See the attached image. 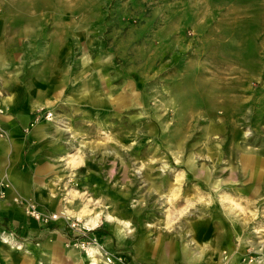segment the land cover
<instances>
[{"label": "rangeland", "instance_id": "rangeland-1", "mask_svg": "<svg viewBox=\"0 0 264 264\" xmlns=\"http://www.w3.org/2000/svg\"><path fill=\"white\" fill-rule=\"evenodd\" d=\"M66 24L88 45L66 47L58 63L52 46L69 36ZM0 25L4 45L19 43L24 57L4 75L59 95L34 124L53 113L59 152L83 157L90 178L83 208L113 215L99 225L116 241L144 240L159 264L182 248L184 264H224L225 254L264 264V0H0ZM43 67L52 78L36 81ZM199 219L211 220V244L191 231ZM59 220L74 231L66 248L91 264L77 230ZM96 229L114 264H135ZM1 241L15 243L16 232ZM188 254L201 257L189 263Z\"/></svg>", "mask_w": 264, "mask_h": 264}, {"label": "crops", "instance_id": "crops-1", "mask_svg": "<svg viewBox=\"0 0 264 264\" xmlns=\"http://www.w3.org/2000/svg\"><path fill=\"white\" fill-rule=\"evenodd\" d=\"M5 27L0 25V79L4 81L1 101L6 109L5 113L0 114V129L5 131V136L0 137V181L7 183L8 187H0V192L6 194L4 198L0 196V264H85L82 256L78 257L75 251L66 248L74 231L64 220L44 226L25 212V203L31 199L45 211L66 210L71 216H78L83 207L91 208L93 188L88 174L84 176L83 172L80 173L83 157H80L78 166L71 168L67 164V156L59 152L56 137L52 134L53 124L44 119L34 124L38 107L54 105L59 95L50 96V85L35 93L24 85L14 83L11 79L18 80L17 72H11L13 75L10 73L9 77L4 75V64H19L24 59L19 55V43L15 47L12 44L4 45L2 32ZM66 27L69 36L52 46L59 47L58 63L65 56L63 50L66 47L70 48L71 53L74 47L88 45V42L84 43L82 30L69 24ZM26 29V32H33V27L26 26ZM27 60L32 63L44 62L32 59V55H28ZM34 78L37 81L52 77L45 75L43 67V71L39 70ZM64 78L67 80V77ZM108 228L107 224L98 225L94 233L102 238L109 249L128 253L135 264L160 263L159 257L155 256V247L149 249L144 240L131 245L125 235L122 243H119L116 241L118 235ZM12 230L16 232L15 246L21 245L22 250L11 249L2 243V233ZM191 231L198 242L211 244L214 240L210 219L196 220ZM180 253L170 258L168 264H184L186 253L183 248ZM169 255H172L171 252Z\"/></svg>", "mask_w": 264, "mask_h": 264}, {"label": "built area", "instance_id": "built-area-1", "mask_svg": "<svg viewBox=\"0 0 264 264\" xmlns=\"http://www.w3.org/2000/svg\"><path fill=\"white\" fill-rule=\"evenodd\" d=\"M5 112H6V109L3 106L2 101L0 99V114H3ZM45 118L47 121H51L53 119V113L46 112ZM4 136H5V131L0 129V137H4ZM0 187L1 188L8 187V184L4 183L3 181H0ZM5 195L6 194L4 191L0 192L1 197L4 198ZM25 212L30 218L34 219L35 221L39 222L42 225H46L51 222L57 221L60 218H64L72 228L77 230L79 236H81L83 239L81 242H78L77 244H75L76 246H81L85 251L88 252L89 255H90L91 249H95V253H93V256H95L96 253L99 254L105 259L104 262L106 264H114L116 262L114 255L111 254L106 249V247L100 242V240L96 236L90 235V232L92 231V229H90L89 227L85 225L80 226V219L78 218L70 219L65 212H62L61 214H59V213H52L49 211H45L44 209H41L37 205V203L31 199L27 200L25 203ZM223 260H224V264H232L230 260V256L227 254L224 255Z\"/></svg>", "mask_w": 264, "mask_h": 264}, {"label": "bare ground", "instance_id": "bare-ground-1", "mask_svg": "<svg viewBox=\"0 0 264 264\" xmlns=\"http://www.w3.org/2000/svg\"><path fill=\"white\" fill-rule=\"evenodd\" d=\"M79 161H80V155H78L77 152H73V153L69 154L67 157V164L71 168H74L79 163ZM255 174H256V169H255ZM62 212H66V211L63 210ZM103 217H105L108 222L114 221L113 215H111L110 213L105 212V211L92 212L91 209L83 208L80 210V212L78 214V218L82 221V223L85 226L89 227L90 229H94V228L98 227V225H99V223ZM4 240H5V242L9 243V239L7 237H5ZM15 245L16 244L13 242H11L9 244L11 249H17L18 247H16ZM93 253H95V249H91V252H90V255L93 257L91 264H96L97 260H96L95 256H93ZM200 257H201L200 254L199 255L188 254L186 256V259L189 263H194L195 261L199 260ZM255 264H259V263H255Z\"/></svg>", "mask_w": 264, "mask_h": 264}]
</instances>
